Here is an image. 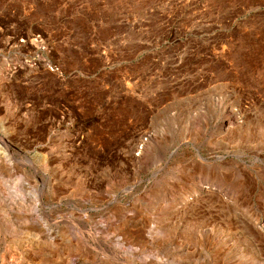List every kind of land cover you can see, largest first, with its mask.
<instances>
[{
    "label": "rangeland",
    "instance_id": "obj_1",
    "mask_svg": "<svg viewBox=\"0 0 264 264\" xmlns=\"http://www.w3.org/2000/svg\"><path fill=\"white\" fill-rule=\"evenodd\" d=\"M0 264H264V0H0Z\"/></svg>",
    "mask_w": 264,
    "mask_h": 264
},
{
    "label": "bare ground",
    "instance_id": "obj_2",
    "mask_svg": "<svg viewBox=\"0 0 264 264\" xmlns=\"http://www.w3.org/2000/svg\"><path fill=\"white\" fill-rule=\"evenodd\" d=\"M231 126V125H230Z\"/></svg>",
    "mask_w": 264,
    "mask_h": 264
}]
</instances>
